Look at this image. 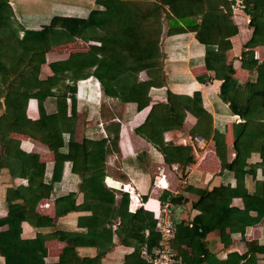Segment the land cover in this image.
Masks as SVG:
<instances>
[{
    "label": "trees",
    "instance_id": "obj_1",
    "mask_svg": "<svg viewBox=\"0 0 264 264\" xmlns=\"http://www.w3.org/2000/svg\"><path fill=\"white\" fill-rule=\"evenodd\" d=\"M243 2L244 10L250 16L249 24L254 27L244 47L264 46V30L261 28L262 24L264 25V0H243ZM233 3L234 0H95L97 7L91 9L86 18L78 19L77 22H80L78 25L73 20L57 28L55 27L56 19L52 17L50 22L41 29L32 30L23 29L16 23L9 0H0V64L2 65L0 106L3 105V111L0 114V170L6 168L11 175L19 176L23 170V158L29 156V153L20 149V140L12 136L14 132L38 135L39 140L49 143L53 150H55V142L58 141L59 145L62 140L60 151L64 146L63 135L59 140L60 131L61 134L68 133L66 152H68L69 160L75 162L77 153L82 151V154L78 156L83 162V168L80 171V190L83 192L84 200L81 204H76L74 193L56 198L55 216L72 210H90L91 212L89 215L79 216L77 220V226L85 228V231L55 229L49 233L37 232L33 238L22 239L20 237L22 219L36 227L54 224L53 218L41 216L36 211L39 200L47 196L52 188L44 185L43 190H40V181L34 178L37 172L39 177L43 175L44 164L38 161V163L29 164L27 185L10 186L5 191L7 215L0 219V226L8 225L7 229L0 230V255L4 258V264H49L45 261L47 253L45 241L48 238H57L66 242L57 264L71 262L72 264H98V260L113 245L114 233L121 243L132 244L133 252L139 251L142 243L148 246L157 243L158 233L154 230L155 220L152 210H149L150 214L145 219L140 216L142 208L130 213L127 210V194H122L117 208L113 206L116 190L108 187L104 182L103 152L94 151L93 153L96 149L106 151L107 140L84 137L81 144L74 143L73 103L77 82L92 75L98 79L106 95L116 97L121 102H135L138 110L149 105L150 88L163 86L166 83L163 70L164 53L161 50L160 37L163 21L171 15L181 20L187 28L173 23V28H169L167 32L169 34L186 30L194 32L195 38L204 45L206 68L214 71L215 74H225L220 86V96L229 102L231 110L239 114L244 122L233 125L236 150L234 160L227 159L224 131L213 132L215 153L219 158L221 169L232 170L235 176L237 171L247 172L248 156L238 146L239 138L245 132V121L252 118L264 120L261 95L250 91L251 82L248 81L245 86L246 104L235 103L233 95L237 88V81L232 75L234 72L232 64L210 62L209 59L210 55L215 56V59L218 58L216 55H220L219 59H224V52L231 48L229 38L238 32L237 25L232 19ZM197 19H199L198 22ZM20 30L23 31L21 36ZM75 38L84 41L95 40L100 44H89L85 51L70 52L65 59L51 61L49 66L52 74L41 79L39 71L41 64L46 61V53L54 46L70 43ZM17 62L22 64L17 72H13L12 67ZM253 62L255 65L252 69L256 70V77H264V60L256 62L253 59ZM142 72L145 78H141ZM38 91H42V96L37 93ZM48 96H55V113L59 129L55 131L53 126L45 129L46 123L44 128L38 124L32 131L22 129L19 125L26 101L30 97L37 98L39 116L41 121L42 119L44 121L49 117V113L44 108V99ZM68 96L71 103L70 115H67ZM166 96L165 103H158L159 117L171 120L173 124L171 127H162L160 132L168 128L181 127L189 109L197 117L192 133H201L209 137L211 116L203 108L198 92L188 96L173 93L168 89ZM251 106L257 108L255 115L247 113ZM153 109L154 105L150 113ZM135 131L149 142L159 146L167 163L184 166L192 162L190 146L164 145L160 138L152 133L149 121H144ZM117 139L118 132L112 137L111 142L115 143ZM262 147H264L263 136L249 148L251 152H258L261 155ZM64 163L63 159L54 160L51 184L60 180ZM259 165L264 167L263 157ZM194 191L198 193L199 198L193 207L199 209L200 213H223L233 196H236L235 194L240 196L247 194L243 182L238 181L235 188L220 185L211 190L194 189ZM255 192L256 195L264 197V181L257 183ZM162 200L164 203L165 199ZM248 205L250 206L245 203V207L229 219L228 226L231 232L239 231L244 234L247 226L255 224L264 216V209L258 208L254 216L250 215L251 209ZM116 217H120V223L126 228L124 232L121 228L112 231L111 223ZM145 228L149 230L147 237L143 234ZM177 229L172 239L174 249L182 244H189V239ZM78 245L95 246L97 254L94 257L80 258L76 252ZM202 246L204 250H207L204 241ZM237 259L239 264L240 257L237 256Z\"/></svg>",
    "mask_w": 264,
    "mask_h": 264
},
{
    "label": "crops",
    "instance_id": "obj_2",
    "mask_svg": "<svg viewBox=\"0 0 264 264\" xmlns=\"http://www.w3.org/2000/svg\"><path fill=\"white\" fill-rule=\"evenodd\" d=\"M9 4L16 23L23 29L32 30L41 29L50 22L52 17L56 19L55 27L57 28L73 20L78 25L80 23L77 22L78 19L86 18L90 10L97 7L95 0H9ZM100 8L102 7L100 6ZM244 9L243 0H234L232 19L237 25L238 32L229 38L231 48L224 52V59H219L220 55H216L218 57L216 59L215 56L210 55L209 59L210 62L232 64L234 69L232 75L237 81V88L233 95L235 103L246 104L245 86L250 81V91L261 95V103L264 106V77L257 78L256 70L252 69L255 65L253 59L256 62L264 60V46L244 47L254 30V27L249 24L250 16ZM198 21L199 19H197ZM173 23L187 28L181 20L173 15L163 21L160 45L164 53L163 70L166 83L163 86L150 88L151 101L149 105L138 110L135 102H121L116 97L106 95L98 79L92 75L77 82V91L73 103L75 111L74 143L81 144L84 137L89 139L105 138L107 140L106 151L96 149L93 150V153L94 151L103 152L105 177L109 176L121 185V190L115 189L114 192L115 202L113 206L115 208L119 206L122 194L128 195L123 188L125 184L133 186L139 198L138 205L135 204V201L130 204L128 196L127 210L134 213L136 209L142 208L140 216L143 219L150 214V209L143 205L147 198L157 199L160 202L164 198L165 202H170L173 220L177 224L175 229L178 227L177 230L183 232L184 236L189 239V244H182L176 248L179 258L178 264H238L237 256L240 257L239 264H264V216L255 224L247 226L244 234L239 231L231 232L228 226L229 219L242 210L245 203L250 204V206L248 205L251 209L249 214L252 216L256 214L257 208L259 210L264 209V197L256 195L255 192L257 183L264 181V167L259 165L261 157L264 158V147H262L261 155L258 152H251L249 148L259 137H264V120L252 118L245 121V132L239 138L240 144L238 146L248 156L247 172L244 173L240 170L236 172L235 176L234 171L221 169L219 158L215 153L213 132L215 130L225 132L227 159L232 161L236 155L233 125L244 122V119L231 110L229 102L221 98L219 92L225 74H215L214 71L206 68L204 45L195 38V33L192 31L186 30L185 32L169 34L167 31L169 28H173ZM261 28L264 30L263 24ZM22 32L20 30V36ZM74 41H80L87 47L79 49L73 46L74 49L68 51L70 43L73 45ZM74 41L54 46L46 53V61L41 64L39 71L41 79L52 74L49 66L51 61L65 59L70 52L85 51L89 44H100L95 40L84 41L80 38H75ZM21 64V62H17L12 67V71L17 72ZM1 69L2 65L0 64ZM168 89L181 95L193 96L194 92L200 94L202 106L211 116L209 137L201 133H192L197 117L189 109H187L181 127L168 128L160 132L162 127H171L173 124L171 120H164L159 117L158 103L167 101L166 92ZM37 93L40 96L43 94L42 91ZM37 102L36 97H30L26 101L21 124L17 123V125L26 131H32L38 124L44 128L46 123L45 129L53 126L54 130L57 131L59 124L55 113V96H48L44 99V108L49 113V117L45 118L44 121L43 119L41 121L39 116ZM66 102L67 115H70L69 96ZM153 105L154 109L150 113ZM2 111L3 105L0 106V114ZM247 113L255 115L257 108L251 106ZM144 121L150 122L152 133L159 137L164 145L190 146L192 162L184 166H179L177 163H167L161 148L135 131ZM117 132V142L113 143L111 139ZM62 135L63 152L60 151L62 143L60 137ZM12 136L20 140V149L29 153V156L23 158V170L19 176L11 175L6 168L0 170V219L7 215L4 200L7 187L20 184L27 185V167L31 163L40 162L44 164L43 175L39 177L37 172L34 178L40 181V190H43L44 185L52 188L47 196H43L39 200L36 211L41 216L53 218L52 223L54 224L36 227L22 219L20 237L29 239L33 238L37 232L49 233L55 229L85 231V228L77 226V220L81 215H89L90 210H72L66 214L55 216L56 198L74 193L76 204H81L84 200L83 192L80 190V171L83 168V162L82 158L78 156L82 154V151L77 153L75 162L69 160L68 152H66L69 134H61L60 131V142L59 145L58 141L55 142V150L49 146V143L39 140L38 135L32 136L27 132H14ZM196 137L201 138L199 144L195 141ZM56 159H63L65 163L60 180L51 184L54 160ZM155 177L162 179L161 185L153 184ZM237 181L243 182L247 194L242 196L235 194L236 196H233L223 213H200L199 209L193 207L199 198L194 189L211 190L220 185L235 188ZM7 227V224H3L0 226V230H5ZM118 228H121L123 232L126 230L120 223V217H116L111 223L113 232ZM148 233V228H145L143 230L144 236L147 237ZM202 241H204L208 253L207 250L203 249ZM65 244V241L57 238H48L45 241L47 250L45 261L49 264H57ZM133 250L132 244L121 243L114 233L113 245L98 260V264H145L139 251L133 252ZM76 252L80 258L94 257L97 254V248L91 245H78ZM0 264H4V258L1 255Z\"/></svg>",
    "mask_w": 264,
    "mask_h": 264
},
{
    "label": "built area",
    "instance_id": "obj_3",
    "mask_svg": "<svg viewBox=\"0 0 264 264\" xmlns=\"http://www.w3.org/2000/svg\"><path fill=\"white\" fill-rule=\"evenodd\" d=\"M196 143L201 142L200 137L195 138ZM161 178L155 177L153 184L161 185ZM124 191L128 193L130 204L135 201L139 204L138 195L134 187L129 184L123 185ZM147 208L153 211L155 226L154 230L158 233V241L152 246L143 243L139 247V254L145 261V264H178L179 258L176 249L172 246V239L175 234V224L173 222L172 209L170 202H160L157 199H150L143 203Z\"/></svg>",
    "mask_w": 264,
    "mask_h": 264
},
{
    "label": "water",
    "instance_id": "obj_4",
    "mask_svg": "<svg viewBox=\"0 0 264 264\" xmlns=\"http://www.w3.org/2000/svg\"><path fill=\"white\" fill-rule=\"evenodd\" d=\"M105 183L107 186H109L113 189L121 190L120 183L117 182L116 180H114L113 178L109 177V176L105 177Z\"/></svg>",
    "mask_w": 264,
    "mask_h": 264
},
{
    "label": "rangeland",
    "instance_id": "obj_5",
    "mask_svg": "<svg viewBox=\"0 0 264 264\" xmlns=\"http://www.w3.org/2000/svg\"><path fill=\"white\" fill-rule=\"evenodd\" d=\"M73 46H74L75 48H79V49H84V48L87 47L84 43H80V41H74V44H73V45H72V43H70V46H69V48H68V51H69L70 49H74ZM140 76H141V77H145V75H144L143 72L140 73Z\"/></svg>",
    "mask_w": 264,
    "mask_h": 264
}]
</instances>
